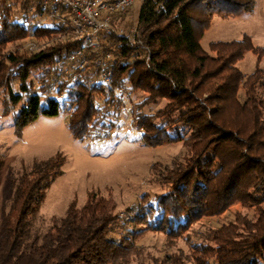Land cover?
Listing matches in <instances>:
<instances>
[{
  "label": "trees",
  "instance_id": "16d2710c",
  "mask_svg": "<svg viewBox=\"0 0 264 264\" xmlns=\"http://www.w3.org/2000/svg\"><path fill=\"white\" fill-rule=\"evenodd\" d=\"M255 7V0H143L141 45L109 34L92 47L76 41L67 23L50 20L52 9L45 10L43 0H0V57L18 41L54 38L37 52L26 47L0 61L3 112L12 115L17 135L41 117L63 116L76 140H109L126 110L117 91L126 87L147 93L144 106L161 100L172 106L150 115L132 107L142 140L153 147L182 142L189 158L186 168L168 173L171 191L148 206L116 215L112 198L92 195L81 209L72 203L64 217L53 218L44 233L35 231V223L48 190L64 173L65 157L35 161L28 171L10 175V196L1 208L0 264H131L146 230L173 236L234 204H264V72L244 77L235 67L247 52L261 49L245 36L210 44L212 56L200 41L214 16L252 14ZM78 50L82 56L70 62ZM107 54L109 86L98 65ZM204 89L207 95L200 93ZM154 117L165 123L155 124ZM3 166L0 160V171ZM263 210L250 229L245 226L247 238L238 234L243 242L232 241L235 235L226 228L215 238L223 249L204 247V258L194 264H264ZM161 264L192 263L166 256Z\"/></svg>",
  "mask_w": 264,
  "mask_h": 264
},
{
  "label": "rangeland",
  "instance_id": "374dc122",
  "mask_svg": "<svg viewBox=\"0 0 264 264\" xmlns=\"http://www.w3.org/2000/svg\"><path fill=\"white\" fill-rule=\"evenodd\" d=\"M255 1L256 7L252 14L231 18L214 16L211 26L205 30L200 40L202 47L215 56L216 53L210 50V44L229 43L242 40L245 36L249 37L254 47L261 50L257 53L247 52L244 58L235 64L244 77L251 76L257 70L264 72V0ZM141 5L142 1H136L123 18L114 22V27L125 35L135 34L139 42H135L134 46L142 44L137 31ZM53 39L51 37L27 42L18 41L8 45L4 48L0 61L5 62V57L10 52L19 51L23 54L26 47L30 52H37L53 44ZM97 41L99 45L101 38ZM202 92L208 94L206 89L200 93ZM242 93L240 91V94ZM145 94L147 93L143 91L129 93L126 87L119 89L117 95L124 96L120 100L126 110L113 136L105 141L82 142L71 135L63 116L41 117L21 135H17L12 115H4L5 94L0 87V160L4 163L0 171V226L1 208L4 200L10 196L9 176L18 175L23 169L28 171L35 161L46 160L58 154L65 157L64 173L46 194L35 223L36 232L47 231L52 219L64 217L72 203L81 209L92 195L112 198L117 206L116 215H122L127 209L137 205L148 206L156 197L170 192L172 187L165 181L167 175L178 170V167L186 168L188 153L182 142L164 143L153 147L142 140V133L137 131L132 123V107L142 108L147 115L156 114L157 110L164 111L169 107L167 100L144 106L141 99ZM153 120L155 124L165 123L163 117H154ZM260 208L263 210L264 204L258 207ZM258 209L234 204L226 213L203 217L186 231L177 229L179 233L176 231L173 236L146 230L144 234L139 235V254L132 258L131 264H161L166 256H177L185 262L197 263L204 258L201 253L204 247H210L215 252L223 249L222 243L215 238H221L226 228L232 230L235 235L232 241L243 242L241 238L249 236V233L245 232V226L250 229L249 225L255 224ZM238 234L242 237H238Z\"/></svg>",
  "mask_w": 264,
  "mask_h": 264
},
{
  "label": "built area",
  "instance_id": "2783aa9c",
  "mask_svg": "<svg viewBox=\"0 0 264 264\" xmlns=\"http://www.w3.org/2000/svg\"><path fill=\"white\" fill-rule=\"evenodd\" d=\"M136 1L143 0H43V7L45 10L52 9L49 18L53 22L69 23L74 38L78 41L84 40L88 45L97 47V40L109 34L125 38L131 44L137 42L134 33V36L125 35L114 27V22L126 15ZM82 53V50H78L70 55L68 60L75 62ZM110 58L111 55L107 54L98 63L99 78L107 86L111 85V73L107 71ZM85 65V62L81 63L80 69ZM59 66L62 68L61 64Z\"/></svg>",
  "mask_w": 264,
  "mask_h": 264
}]
</instances>
